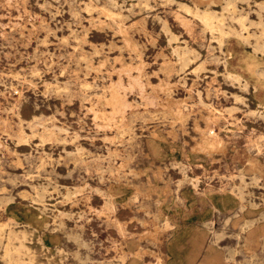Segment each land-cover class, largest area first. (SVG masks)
<instances>
[{"label":"rangeland","instance_id":"1","mask_svg":"<svg viewBox=\"0 0 264 264\" xmlns=\"http://www.w3.org/2000/svg\"><path fill=\"white\" fill-rule=\"evenodd\" d=\"M262 35L264 0H0V264H264Z\"/></svg>","mask_w":264,"mask_h":264},{"label":"bare ground","instance_id":"2","mask_svg":"<svg viewBox=\"0 0 264 264\" xmlns=\"http://www.w3.org/2000/svg\"><path fill=\"white\" fill-rule=\"evenodd\" d=\"M262 5V4H261ZM260 5V6H261ZM263 7V6H262ZM103 10V9H102ZM206 12V11H205ZM234 12H236V10L234 11ZM198 13V12H197ZM196 13V14H197ZM199 14V13H198ZM108 15V14H107ZM236 16V15H235ZM241 16V15H240ZM240 18V17H239ZM243 18V17H242ZM245 19V18H244ZM203 20H204V22L207 24V25H213L214 23H216V22H214L213 21V15H211V14H209V13H206V14H204L203 15ZM241 22V21H240ZM244 23H245V21H244ZM243 23V24H244ZM243 24H242V26H243ZM258 24V23H257ZM261 24V23H260ZM247 25V24H246ZM248 26V25H247ZM218 27H220V26H218ZM262 27V26H261ZM215 28V27H214ZM242 28H244V27H242ZM217 29H221V28H217ZM216 29V30H217ZM262 29V28H261ZM222 30V29H221ZM220 30V31H221ZM233 29H231V31H232ZM242 30V29H241ZM218 31V30H217ZM231 31H230V33H231ZM238 31V30H237ZM247 31V30H246ZM225 33H227V31H225ZM233 33L235 34V31H233ZM261 33H262V31H261ZM221 34H222V31H221ZM229 34V33H228ZM240 34V33H239ZM254 35V34H253ZM255 35H257V34H255ZM227 36V35H226ZM229 36V35H228ZM227 36V37H228ZM242 36H243V34H242ZM262 36H264V35H262ZM239 37H241V36H239ZM226 38V37H225ZM244 38V37H243ZM260 38V37H259ZM264 38V37H263ZM223 39V38H222ZM227 39V38H226ZM241 39H242V37H241ZM249 40V39H248ZM256 40V39H255ZM259 41V40H258ZM261 41V40H260ZM264 42V41H263ZM257 44V43H256ZM132 45V44H131ZM260 45V44H259ZM259 45H257V46H259ZM255 46V45H254ZM253 46V47H254ZM263 46V45H262ZM220 47V46H219ZM256 47V46H255ZM263 49H264V47H263ZM260 50V49H259ZM262 50V49H261ZM180 51H182L181 49H180ZM184 51V50H183ZM179 52V51H178ZM182 53V52H181ZM180 53V54H181ZM261 53V52H260ZM264 53V52H263ZM263 53H261L262 55H263ZM182 55V54H181ZM183 57H185V55H183ZM106 59V58H105ZM185 59V58H184ZM186 73V72H185ZM262 74V73H261ZM264 74V73H263ZM232 75V74H231ZM229 77V76H228ZM234 78V77H233ZM241 79V78H240ZM244 83V82H243ZM240 85V84H239ZM242 85V84H241ZM168 102V101H167ZM168 106V105H167ZM166 106V107H167ZM170 107V106H169ZM168 107V108H169ZM159 109V108H158ZM161 109V108H160ZM153 115H155V113L153 114ZM154 117V116H153ZM20 132H22V131H20ZM23 133V132H22ZM23 135V134H22ZM21 135V136H22ZM202 137V136H201ZM210 140H211V138H210ZM132 141V140H131ZM209 142V141H208ZM221 150V149H220ZM223 151V150H222ZM129 159V158H128ZM127 159V160H128ZM129 161V160H128ZM131 161V160H130ZM128 163V162H127ZM242 178V177H241ZM197 183V182H196ZM195 185V184H194ZM42 190H45V189H42ZM242 192V191H241ZM144 194V193H143ZM142 194V195H143ZM243 194V193H242ZM149 195V194H148ZM244 195V194H243ZM144 197H146V196H144ZM244 198V197H243ZM217 209V208H216ZM2 224V223H1ZM10 229V228H9ZM12 229V228H11ZM1 230H3V229H1ZM23 230H21V232H22ZM9 232V231H8ZM19 232V231H18ZM26 233V232H25ZM15 235V237L17 236L18 237V234H16V232L12 229V230H10V232H9V237H10V235ZM13 235V236H14ZM23 235H24V237H25V234L23 233ZM14 237V238H15ZM17 237H16V239H17ZM22 237V236H21ZM11 238V237H10ZM9 239V238H8ZM15 239V240H16ZM19 239V238H18ZM24 239V238H23ZM13 240V239H12ZM26 240V239H25ZM20 240H18V242H19ZM21 241H23V240H21ZM19 244V243H18ZM11 250V249H10ZM26 250H28V248H27V245L25 244V243H23V242H20V244L18 245V247L16 248H14V251H16L17 253L16 254H18V257H17V259L16 260H14L15 262H21V260H23L22 259V257L20 256L22 253H24ZM30 250H31V248H30ZM10 252V251H9ZM13 252V251H12ZM22 252V253H21ZM14 253V252H13ZM25 253H27V252H25ZM7 255V254H6ZM9 255H10V257H12V253H9ZM9 256L7 257V258H10ZM6 258V257H5ZM9 261V260H8ZM13 263V262H12ZM16 264V263H15Z\"/></svg>","mask_w":264,"mask_h":264}]
</instances>
